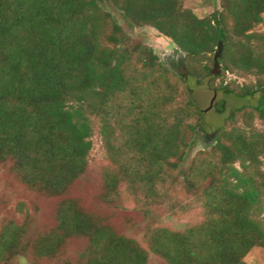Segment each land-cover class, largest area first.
<instances>
[{"label":"trees","instance_id":"obj_1","mask_svg":"<svg viewBox=\"0 0 264 264\" xmlns=\"http://www.w3.org/2000/svg\"><path fill=\"white\" fill-rule=\"evenodd\" d=\"M183 1L0 0V169L23 191L62 198L53 227L33 231L28 215L4 225L0 264H150L151 255L165 264H245L264 249V134L236 127L242 107L208 144L203 113L179 82L221 79L214 90L240 99L260 93L250 108L264 123V0H219L204 18ZM144 28L172 42L187 75L133 39ZM229 74L256 82L239 88L224 81ZM94 122L109 160L99 202L136 189L153 225L145 246L110 215L64 198L88 174ZM177 191L202 220L154 227L149 209ZM73 242L82 247L70 253Z\"/></svg>","mask_w":264,"mask_h":264},{"label":"rangeland","instance_id":"obj_2","mask_svg":"<svg viewBox=\"0 0 264 264\" xmlns=\"http://www.w3.org/2000/svg\"><path fill=\"white\" fill-rule=\"evenodd\" d=\"M183 5L185 9L191 10L199 18L207 17L215 10L220 9L219 0H184ZM262 31V25L255 28V32L261 33ZM132 37L137 43L150 47L160 62L174 70L179 76L182 75L183 70L186 72L185 69L181 70L182 55L179 54L177 48L171 41L161 37L153 29H137ZM219 69L216 68L213 74H220ZM223 78L226 83L231 84L234 81L235 86L239 88L243 86L250 87L256 82L253 75L238 77L229 74V76ZM220 80L217 79L212 83L211 78H205L202 83H198L196 79L189 77H186L183 80L184 82L179 79V82L183 84L182 87L190 92L194 102L203 113L202 133L204 136L209 137L208 144L213 143L218 130L225 127L227 129L232 128V125L227 124L226 120L232 110L242 107H246L247 115L249 113L252 117L251 120L247 118V115L238 117L236 127L242 128L247 134H264V123L250 108L258 106L260 93H255L246 99H240L225 92H218L213 87H217ZM97 131L98 125L94 122L88 174L84 179L76 182L64 198L77 199L89 209L104 215H110L112 223L119 233L136 238L142 246H145L144 231L153 225H151L150 219L147 218L148 216L144 215L146 203L142 202V195L139 192L137 193L136 189L129 190L126 186H123L118 191L117 196H114L112 203L107 205L99 202L98 194L101 192L102 173L108 167L109 160ZM236 167L239 169L240 165L236 164ZM261 170L264 172V165L261 166ZM170 195H172V198L171 200L169 198L170 202L168 199L165 200V207L148 208L150 213L159 220L158 224H154V227L180 229L199 223L202 220L200 208L193 202L191 197L185 196L181 191ZM61 199L59 197L48 198L23 191L6 171L0 169V234L8 221L22 223L26 215L29 217L28 221L33 231H42L53 227L55 224L54 211ZM20 204L25 205L23 214L17 211V206ZM81 247L80 243L73 242L69 252L78 251ZM244 262L245 264H264V249H253L244 258ZM11 264L32 263L26 258H16ZM42 264H46V262H42ZM150 264L165 263L151 255Z\"/></svg>","mask_w":264,"mask_h":264},{"label":"water","instance_id":"obj_3","mask_svg":"<svg viewBox=\"0 0 264 264\" xmlns=\"http://www.w3.org/2000/svg\"><path fill=\"white\" fill-rule=\"evenodd\" d=\"M184 69L183 67H181V70ZM181 74L187 75V73L183 70V72Z\"/></svg>","mask_w":264,"mask_h":264}]
</instances>
